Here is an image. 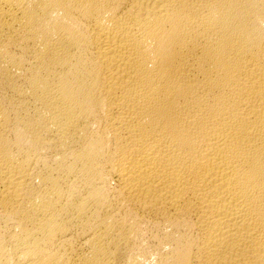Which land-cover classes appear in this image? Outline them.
Here are the masks:
<instances>
[{
  "label": "bare ground",
  "instance_id": "obj_1",
  "mask_svg": "<svg viewBox=\"0 0 264 264\" xmlns=\"http://www.w3.org/2000/svg\"><path fill=\"white\" fill-rule=\"evenodd\" d=\"M0 264H264V0H0Z\"/></svg>",
  "mask_w": 264,
  "mask_h": 264
}]
</instances>
